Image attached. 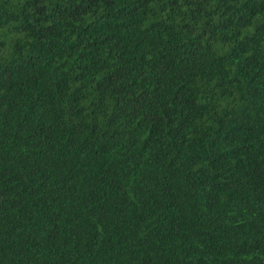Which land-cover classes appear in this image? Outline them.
I'll use <instances>...</instances> for the list:
<instances>
[{
    "label": "trees",
    "instance_id": "obj_1",
    "mask_svg": "<svg viewBox=\"0 0 264 264\" xmlns=\"http://www.w3.org/2000/svg\"><path fill=\"white\" fill-rule=\"evenodd\" d=\"M0 264H264V0H0Z\"/></svg>",
    "mask_w": 264,
    "mask_h": 264
}]
</instances>
